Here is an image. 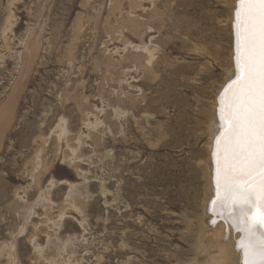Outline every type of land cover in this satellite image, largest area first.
I'll list each match as a JSON object with an SVG mask.
<instances>
[{
  "label": "rangeland",
  "instance_id": "obj_1",
  "mask_svg": "<svg viewBox=\"0 0 264 264\" xmlns=\"http://www.w3.org/2000/svg\"><path fill=\"white\" fill-rule=\"evenodd\" d=\"M144 1L127 32L110 0H0V105L16 101L0 148V264L226 259L205 208L235 0ZM138 44L153 49L148 75Z\"/></svg>",
  "mask_w": 264,
  "mask_h": 264
},
{
  "label": "snow or ice",
  "instance_id": "obj_2",
  "mask_svg": "<svg viewBox=\"0 0 264 264\" xmlns=\"http://www.w3.org/2000/svg\"><path fill=\"white\" fill-rule=\"evenodd\" d=\"M232 28L235 66L216 97L209 211L223 210L243 234V264H264V0H236Z\"/></svg>",
  "mask_w": 264,
  "mask_h": 264
},
{
  "label": "bare ground",
  "instance_id": "obj_3",
  "mask_svg": "<svg viewBox=\"0 0 264 264\" xmlns=\"http://www.w3.org/2000/svg\"><path fill=\"white\" fill-rule=\"evenodd\" d=\"M110 1H111V6L109 8V13L112 14L113 12H116L117 9H119L118 12H120V14H123L122 25L124 27H126L127 32L128 31H134V29L138 25H140V23L138 22L139 17H141L144 14L147 15V7H145L143 5V3L145 2L144 0H110ZM124 1H125V3H124ZM235 2H236V0H235ZM124 5H127V7L131 8V9L135 7V9H133L134 11L132 12V13L135 14V16L133 18H130V17H132L131 15H129L130 17L127 15L128 10L125 9L127 7L124 6ZM234 5H235V3H234ZM137 7H139V8L136 9ZM123 10H126L127 12L126 11L123 12ZM233 12H234V6H233V10H232V14H231L232 15L231 16V22H230L231 23V34H232V38H231L232 39V42H231L232 43V45H231V65H232V67H231V70H230L229 74L234 70V66H235L234 65V58H233L234 57V32H233V28H232ZM144 20H145L144 22L147 24V18H145ZM146 24H144V25H146ZM120 30H123V29L121 28ZM124 31H125V29H124ZM138 31H140V30H138ZM149 31H145V32H149ZM123 33H126V31L123 32ZM132 36H133V34H132ZM134 36H135V34H134ZM139 39H141V38H139ZM34 40L35 39L30 40V43L28 44V49L27 50H29V51L27 52V54L25 56V60H24V65H25L24 69L25 70L29 67L30 63L32 64V61L34 60V57H35V55L37 53V46L35 45V41ZM141 43H143V42H141ZM110 44H112V43H110ZM132 46H135V47H133V49L134 48L135 49L139 48L138 50L141 51L145 55L146 59L144 58L145 59L144 62H145V65L147 64L146 67H147V75H148L149 73H151L153 71L152 66L154 64L152 62L155 59L154 58L153 49L148 47V45L146 46L144 44H142V45L138 44V45H132ZM108 47H110V46H108ZM113 48L114 49H117V48L119 49V47L117 45H115V44L113 45ZM111 49H112V47H111ZM38 51H39V49H38ZM112 51H116L117 52V50H112ZM142 55H138L137 57L142 56ZM123 65L125 66L126 64L123 63ZM142 67H143V65H142ZM23 71L24 70H22L21 77L18 79V82H17L18 85L13 90V93H15V94L17 92L19 93V90L22 88L20 83H21V81L23 79V76H24L23 73L26 72V71L25 72H23ZM224 83L222 84V86L224 85ZM222 86L220 87V89L218 91V94H219L220 90L222 89ZM218 94L216 95V97L218 96ZM216 97H215V101H214V108H212L213 109V119L212 120H213V129H214V131H213V135H212L211 142H210V145H209V149L210 150H209V158H208V175H209L210 185H209L208 203L206 204V208L205 209H206L207 215L209 216V221L213 223L212 225H215L218 222H219V224L222 223L224 225V227H223L224 228V233H223V235H221L220 242H221V244H225L224 248H225V253H226V259L225 260L223 259V261L221 260V261L217 262L216 264H236L237 260H240V264H243V261H242V255L243 254H242V252L240 250H238L236 248V242L241 239V236L243 234L238 232L234 228H232L231 227V223L229 221H226V220L221 218L222 215H223V210H221V216L213 215V213L211 211H209V208L211 207V198L215 195L214 182H213V174H214L215 165L213 163L211 153H212V148H213L214 135L216 134V128H217V114H216V106H217V104H216ZM15 102L16 101L14 100V98L10 97L9 100H7L6 102H4V103H2L0 105V148H1V145H2L3 133H4L5 129L7 128V126L12 122V119H13V110H14ZM58 126H61L60 122H59ZM65 130H66L65 127L62 126L61 127V132L63 133V131H65ZM60 183L61 184H67V182L63 181V180L60 181ZM61 217H62V215H61ZM221 248H223V247H221ZM34 249L36 251L41 250V248H40L38 243L34 244ZM48 261H50V260L48 259ZM54 262H56V261H54Z\"/></svg>",
  "mask_w": 264,
  "mask_h": 264
}]
</instances>
